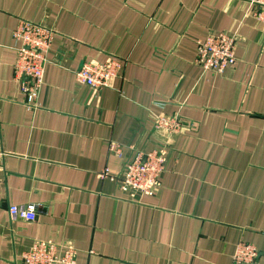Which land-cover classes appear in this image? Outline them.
<instances>
[{
  "label": "crops",
  "instance_id": "1",
  "mask_svg": "<svg viewBox=\"0 0 264 264\" xmlns=\"http://www.w3.org/2000/svg\"><path fill=\"white\" fill-rule=\"evenodd\" d=\"M21 20L52 29L44 84L26 104L14 66ZM236 34L223 73L197 42ZM124 62L110 86L77 79ZM178 116L177 133L156 128ZM0 264L36 242L71 245L77 264H235L239 242L264 264V8L249 0H0ZM121 147L118 155L113 147ZM165 148L155 194L132 197L134 155ZM37 208L14 218L11 206Z\"/></svg>",
  "mask_w": 264,
  "mask_h": 264
},
{
  "label": "built area",
  "instance_id": "2",
  "mask_svg": "<svg viewBox=\"0 0 264 264\" xmlns=\"http://www.w3.org/2000/svg\"><path fill=\"white\" fill-rule=\"evenodd\" d=\"M257 7L264 8V0H249ZM21 43L18 48L17 60L14 66V79L20 84L26 104L34 107L37 104L40 91L44 84V75L48 63V51L55 37V32L41 24L21 20L14 34ZM196 63L204 71L223 73L236 62L237 35L210 34L206 39L197 42ZM124 62L112 58L105 63L87 62L77 71V79L96 89L110 86L112 79L118 77ZM156 128H164L170 133L181 130L183 123L178 116H158ZM114 151L121 155V147L114 145ZM0 142V159L4 157ZM167 152L165 148L149 152H137L127 163L123 176H115L109 168L100 172L102 178L110 177L116 180L123 191L132 197L155 194L161 183L165 170ZM14 218L33 221L37 218V208L33 205L10 208ZM260 255L259 248L252 243L239 242L233 256L235 264H255ZM26 264H77L76 250L71 245L60 246L53 242H36L22 256Z\"/></svg>",
  "mask_w": 264,
  "mask_h": 264
}]
</instances>
